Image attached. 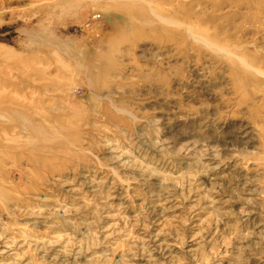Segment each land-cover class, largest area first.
Wrapping results in <instances>:
<instances>
[{
    "label": "rangeland",
    "instance_id": "1",
    "mask_svg": "<svg viewBox=\"0 0 264 264\" xmlns=\"http://www.w3.org/2000/svg\"><path fill=\"white\" fill-rule=\"evenodd\" d=\"M0 264H264V0H0Z\"/></svg>",
    "mask_w": 264,
    "mask_h": 264
}]
</instances>
